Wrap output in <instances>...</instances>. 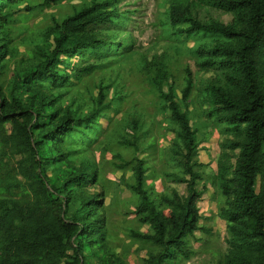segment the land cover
<instances>
[{"label": "trees", "instance_id": "trees-1", "mask_svg": "<svg viewBox=\"0 0 264 264\" xmlns=\"http://www.w3.org/2000/svg\"><path fill=\"white\" fill-rule=\"evenodd\" d=\"M62 1L0 0V264H123L106 245L104 190L89 191L100 182L90 150L101 118L109 122L111 111L119 113L120 94L116 87L105 101L111 84L101 82L88 106L76 94L85 76L134 48L125 31L131 11L122 0H83L61 19L51 15L40 42L20 52L16 16ZM164 2L165 30L187 25L179 32L195 41L197 70L212 76L197 88L184 66L180 86L163 63L156 65L150 84L174 134L161 152L172 169L163 177L184 184L185 194L158 192L145 159L113 154L112 166L131 172L125 181L136 198L131 214L147 227L129 229V237L148 247L145 264H177L194 253L188 239L202 228L198 202L205 192L197 187L204 164L189 109L196 90L201 115L223 138L214 180L227 247L217 264H264V0ZM9 62L12 75L4 80ZM141 126L132 122L133 134ZM137 141L134 135L120 144L136 150Z\"/></svg>", "mask_w": 264, "mask_h": 264}, {"label": "rangeland", "instance_id": "rangeland-1", "mask_svg": "<svg viewBox=\"0 0 264 264\" xmlns=\"http://www.w3.org/2000/svg\"><path fill=\"white\" fill-rule=\"evenodd\" d=\"M39 3L43 0H31ZM86 1V0H84ZM83 3V0H65L50 2L41 10L32 13L22 10L21 17L12 25L16 37L14 44L20 52L28 51L33 44L41 40V31L52 23L51 15L57 19L72 12L73 7ZM123 9H129L128 17L132 18L125 26L130 33L134 48L122 57L114 56L103 71H96L90 76H85L77 87V103L82 106L90 105L91 98L96 96L98 83L109 86L105 101H111L115 88L119 92V99L113 100L118 114L110 112V121L101 118V134L97 142L92 145L90 155H94L100 168V182L89 188L92 193L104 190V213L107 227L106 245L114 252L123 264H145L148 247L134 243L129 237V229L146 230V226H139L131 211L135 205V196L127 189L126 182L131 172L112 166L113 154H120L123 159L129 160L134 156L143 158L149 166L148 173L158 192L170 191L172 188L180 194H185V185L168 181L163 173L171 171L164 155L163 149L174 136L171 128L167 129L163 115L159 112L158 97L152 90L150 78L158 73L156 65L164 64L169 72L176 76V82L181 86L184 66H189L196 78L197 88L212 76L197 70L191 49L194 40L184 33L185 24H177V29L165 25V10L167 5L164 0H122ZM121 7V6H120ZM214 17L228 21L230 15L217 10H211ZM179 30H181L179 32ZM172 31L174 34H172ZM14 62H9L4 69L2 78L8 79L12 75ZM76 90V91H77ZM72 92L71 95H75ZM191 110V124L197 130L199 152L197 159L204 164L202 170L203 180L198 183L199 189H204L198 202L201 219L193 237L188 239L189 246L194 251L188 260H180L177 264H217L226 251V223L218 216V207L222 197L217 189L214 175L217 171V161L220 155V141L223 139L213 125L202 115L198 103L196 90L193 94ZM138 120L142 124L133 134L132 122ZM147 133H143L142 130ZM137 135V146L126 147L120 144L122 139L133 140ZM97 144V145H96ZM96 145V146H95ZM95 146V147H94ZM94 147V148H93ZM116 162V161H114ZM208 230V231H206ZM104 253L98 259H103Z\"/></svg>", "mask_w": 264, "mask_h": 264}]
</instances>
